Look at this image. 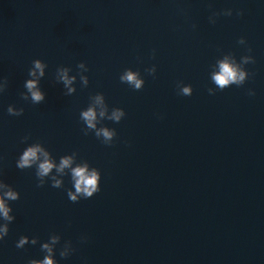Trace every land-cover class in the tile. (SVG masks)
I'll list each match as a JSON object with an SVG mask.
<instances>
[{
    "label": "water",
    "instance_id": "1",
    "mask_svg": "<svg viewBox=\"0 0 264 264\" xmlns=\"http://www.w3.org/2000/svg\"><path fill=\"white\" fill-rule=\"evenodd\" d=\"M226 9L231 16L209 22ZM229 52L237 62L253 56L244 65L252 75L210 95L215 62ZM34 59L47 65L40 104L20 97ZM152 65L155 78L145 72ZM59 66L77 77L72 95L56 82ZM125 69L140 73L141 90L120 82ZM5 77L0 180L20 198L8 202L15 219L0 240V264L42 259L50 234L61 237L57 264H264V0H0ZM177 82L192 94L177 95ZM96 93L109 112H125L97 125L116 130L111 145L82 132L80 111ZM9 105L23 114L9 115ZM37 142L56 164L75 151L77 163L99 170L100 191L71 202L70 175L57 176L61 188L49 178L37 187L35 166L16 167ZM22 235L38 243L17 248ZM65 241L75 251L61 258Z\"/></svg>",
    "mask_w": 264,
    "mask_h": 264
},
{
    "label": "clouds",
    "instance_id": "2",
    "mask_svg": "<svg viewBox=\"0 0 264 264\" xmlns=\"http://www.w3.org/2000/svg\"><path fill=\"white\" fill-rule=\"evenodd\" d=\"M238 16L242 15L241 11H237ZM226 15L231 16L232 10L226 9L222 12H213L209 16V22L215 23V16ZM238 44L244 45L246 43L243 37H240L237 41ZM247 51L250 53L251 48ZM249 63H255V59L251 55H243L237 62L235 56L229 52L223 55V58L217 59L215 62L216 70L210 74V80L216 86L215 89L208 88L207 91L210 95H214L216 90L223 91L231 85L237 87L243 85L245 81L250 77L249 72L244 68V65ZM213 66V65H212ZM211 66V67H212ZM47 65L40 59H34L32 66L28 70L29 79L24 82V89L26 91L20 93V97L24 101H29L32 104H40L45 100V93L39 86L40 80L45 76V68ZM79 70V79L82 87H87L88 77L83 75L88 71L84 62L77 64ZM71 69L69 67L59 66L56 68L55 79L56 82H62L64 89V95H72L75 93L76 88L73 87L77 77L76 75H69ZM148 75L155 78L156 67L152 65L145 69ZM121 83H126L133 90H141L144 86V80L141 78L138 71L131 69H125L119 76ZM8 86L7 78L0 79V93L4 92ZM177 95L190 96L192 94L191 85H183L181 82H177ZM249 95H254L252 90L248 91ZM90 103L86 109L80 111L79 118L86 127L82 129L84 135H87L90 131L94 132L97 139L101 140V143L105 145H111L117 133L115 129H110L105 126L98 127L97 125L103 120H110L115 123H119L125 116V112L122 108L113 107L109 112L108 105L105 102V98L102 93H96L89 97ZM24 112V109L16 108L13 105L7 107V113L12 116H20ZM28 139L27 136L23 137L21 142L23 143ZM77 153L74 151L70 155H63L59 158V163H54V158H50V152L42 146L41 143H33L28 145L19 155L16 160V167L20 170L31 168L35 166V176L37 178V187H42L45 184V178H49L51 181V187L61 188L63 187V181L58 179L57 176L70 175L72 186L74 191L67 190L68 199L76 203L81 198L89 199L95 193L100 191V172L98 169L89 166L87 161L76 162ZM75 164V166H73ZM55 170V174H53ZM20 198L19 193L13 189V187L3 180H0V240H3L8 234V225L13 222L15 217L11 214L12 208L9 206V201H16ZM61 237L57 234H50L46 242L40 243V251L44 253L42 259H29L27 264H57L54 259L56 245L60 243ZM81 240H86V237H81ZM38 243L37 237L29 239L27 236H20L16 242L17 248H23L26 244L36 245ZM75 249L72 247L70 241H65L62 248L59 251L61 258H67Z\"/></svg>",
    "mask_w": 264,
    "mask_h": 264
}]
</instances>
